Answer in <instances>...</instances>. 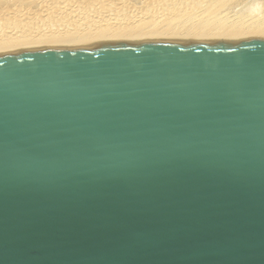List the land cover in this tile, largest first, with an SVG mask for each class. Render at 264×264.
Returning a JSON list of instances; mask_svg holds the SVG:
<instances>
[{
	"label": "water",
	"instance_id": "water-1",
	"mask_svg": "<svg viewBox=\"0 0 264 264\" xmlns=\"http://www.w3.org/2000/svg\"><path fill=\"white\" fill-rule=\"evenodd\" d=\"M0 264H264V42L0 54Z\"/></svg>",
	"mask_w": 264,
	"mask_h": 264
},
{
	"label": "bare ground",
	"instance_id": "bare-ground-1",
	"mask_svg": "<svg viewBox=\"0 0 264 264\" xmlns=\"http://www.w3.org/2000/svg\"><path fill=\"white\" fill-rule=\"evenodd\" d=\"M228 2L0 0V54L124 40L264 42L260 4L234 17L224 14Z\"/></svg>",
	"mask_w": 264,
	"mask_h": 264
},
{
	"label": "rangeland",
	"instance_id": "rangeland-1",
	"mask_svg": "<svg viewBox=\"0 0 264 264\" xmlns=\"http://www.w3.org/2000/svg\"><path fill=\"white\" fill-rule=\"evenodd\" d=\"M217 1H224V0H217ZM262 1H260V0H256V1L255 0L254 1L253 0H251V1L250 0H229L228 4L225 5L226 7L223 8V10L225 11L224 14L225 15H229V16H234V17L245 16V15L249 16L252 11H251V9L250 10H248V9L252 8V10H253V8H255V6H257V4L258 5L260 4V6L258 8H260L259 10L262 9L263 10L262 13H264V1L263 2ZM255 2H256V4H255ZM251 3H252V6H253V4H255L254 7L251 6ZM258 8H257V10H258ZM246 11L247 12L249 11L250 13L248 12L249 13L248 14ZM255 12L256 13H254V14L261 13L260 11L258 13L256 11V9H255ZM252 15H253V13H251V16ZM222 18H224V17H222ZM124 41H126V40H124ZM250 41L256 42V41H259V40H245V41H241V42H250ZM194 42H216V41L205 40V41H194ZM218 42H222V43H236V42H228V41H218Z\"/></svg>",
	"mask_w": 264,
	"mask_h": 264
}]
</instances>
